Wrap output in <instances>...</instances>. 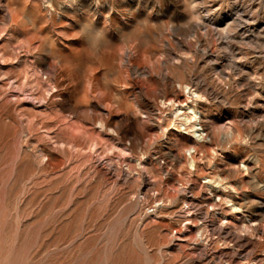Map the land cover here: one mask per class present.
I'll list each match as a JSON object with an SVG mask.
<instances>
[{
	"label": "rangeland",
	"instance_id": "rangeland-1",
	"mask_svg": "<svg viewBox=\"0 0 264 264\" xmlns=\"http://www.w3.org/2000/svg\"><path fill=\"white\" fill-rule=\"evenodd\" d=\"M0 264H264V0H0Z\"/></svg>",
	"mask_w": 264,
	"mask_h": 264
},
{
	"label": "bare ground",
	"instance_id": "bare-ground-1",
	"mask_svg": "<svg viewBox=\"0 0 264 264\" xmlns=\"http://www.w3.org/2000/svg\"><path fill=\"white\" fill-rule=\"evenodd\" d=\"M186 87H190L187 86ZM195 95V94H194ZM201 95V94H200ZM198 97V96H197ZM166 104V103H165ZM178 106V105H177ZM177 111L183 113L182 117L184 119V121L181 123L182 126H184L185 129H187V125H190V127H196L197 125L199 126V128L195 129L194 133L196 134V136L201 137L202 133H204L206 127L204 126L205 124L202 123V117L200 116V112L192 105H188L187 108L185 110H183L182 107L177 108ZM176 113V112H175ZM194 161L192 160L190 161V165L193 166L194 165ZM239 166V165H238ZM219 175V174H218ZM218 175L216 176V178L218 177ZM209 178V177H208ZM220 179V177L218 178ZM216 181V180H215ZM220 181V180H219ZM214 182V181H213ZM215 183V182H214ZM218 183V182H217ZM213 185V184H212ZM218 191V190H217ZM210 194V193H209ZM215 195H219L218 192L214 193ZM211 196V195H210ZM221 196V195H220ZM219 196V197H220ZM216 197V196H215ZM227 197V196H226ZM210 199V198H209ZM228 201V200H227ZM215 206V205H214ZM234 207H236L234 205ZM233 207V208H234ZM217 208V207H216ZM236 209V208H235ZM234 210V209H233ZM223 216V215H222ZM225 216V215H224ZM228 216V215H227ZM224 220V219H223ZM228 221V220H227ZM225 222V221H224ZM231 222V221H230ZM256 224V223H254ZM244 227V226H243ZM229 228V227H228ZM246 228V227H245ZM248 228V227H247Z\"/></svg>",
	"mask_w": 264,
	"mask_h": 264
}]
</instances>
